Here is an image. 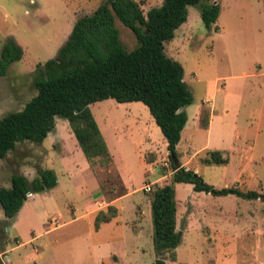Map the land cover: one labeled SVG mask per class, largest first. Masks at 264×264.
<instances>
[{"label": "rangeland", "instance_id": "rangeland-1", "mask_svg": "<svg viewBox=\"0 0 264 264\" xmlns=\"http://www.w3.org/2000/svg\"><path fill=\"white\" fill-rule=\"evenodd\" d=\"M133 1L146 13L159 7L163 0ZM104 2L0 0V51L8 39H13L23 51L21 60L0 77V119L20 111L36 95L33 86L36 66L55 58L75 22L91 15ZM202 3L218 4L217 30L204 28L200 5H195L188 8L187 21L175 32L174 39L164 45L166 56L178 63L173 71L182 74L193 96V103L186 108L191 118L189 129L176 147V154L181 163L186 162L187 168L215 189L238 186L264 194V0H204ZM115 25L125 50H133L137 45L133 34L118 21ZM204 102L213 105L216 111L209 134L193 126L195 114L198 115ZM89 109L112 158L107 165L102 163L105 159L96 158L91 166L100 186L99 193L88 171L90 164L63 119L55 120L54 130L41 144L17 143L0 160V188L9 189L14 175L34 179L38 168L54 171L58 183L48 195L29 200L34 215L29 221L20 222V237L22 243L34 236L37 238L7 254L14 264H96L91 257L87 221L66 222L73 215H82L100 194L109 199L115 190L120 195L124 187L138 189L159 179L152 186L155 189L170 181L167 176L172 174V168L160 137L152 139L157 152L150 150L143 154L152 167L144 165L139 155L137 143L141 142L145 116L150 118L145 107L147 115L140 112L141 107L106 100L91 104ZM223 109L226 113H222ZM219 150L225 151L226 165L202 164L208 152ZM189 186L177 187L178 199L187 191L193 192ZM151 195L152 192L142 190L137 193L143 199H150ZM200 195L201 199L196 202L206 207L207 216L204 214L201 221L186 222L185 227L189 229L176 252L177 262L168 264H264V203L251 202L257 214L250 218L246 212L252 227L240 234L237 228L230 225L226 228L219 214L220 207L234 206L229 197L223 201V197L218 199L203 192ZM129 202H123L125 218L129 216ZM0 212L3 216L1 209ZM50 223L64 225L46 232L52 228ZM4 224L1 230L4 229L10 241L8 247H14L15 232L9 223ZM141 243L146 251L137 256L132 252L133 243L128 242L129 262L122 264L154 263L153 242L145 238Z\"/></svg>", "mask_w": 264, "mask_h": 264}, {"label": "trees", "instance_id": "trees-1", "mask_svg": "<svg viewBox=\"0 0 264 264\" xmlns=\"http://www.w3.org/2000/svg\"><path fill=\"white\" fill-rule=\"evenodd\" d=\"M203 1L163 0L159 7L144 13L133 0H105L91 15L75 22L55 58L36 66L33 73L36 95L20 111L0 119V160L13 151L17 143L41 144L59 118L67 121L91 166L96 158L105 159L102 163L107 165L111 162L110 154L89 106L109 99L120 104L144 105L166 142L172 168L169 183L156 186L150 196L156 256L153 264H165L164 254L173 251L180 241L176 231V184H189L195 192L215 197L232 195L264 203V194L238 186L215 189L193 170L174 163L176 147L187 123L184 109L193 103V96L182 74L173 71L178 63L166 56L164 45L174 39L175 32L187 21L188 8L195 5H200L204 28L217 30L219 6L203 4ZM116 21L135 37L137 45L133 50L126 51L121 44ZM22 55L19 45L8 39L0 51V77H4ZM210 112L207 105H201L199 129L209 128ZM227 163L221 151L208 152V157L202 161L207 167ZM56 186L57 177L49 169L38 168L32 180L22 175L12 176L11 187L0 188V207L5 218L13 219L29 195L42 194ZM115 216L113 207L106 213L99 212L94 221L95 229Z\"/></svg>", "mask_w": 264, "mask_h": 264}, {"label": "crops", "instance_id": "crops-1", "mask_svg": "<svg viewBox=\"0 0 264 264\" xmlns=\"http://www.w3.org/2000/svg\"><path fill=\"white\" fill-rule=\"evenodd\" d=\"M205 103H208V102H204V104ZM123 104L141 107L142 110L140 112L142 114L147 115L144 110L145 106L144 105H143L144 107L140 106L141 103L132 102V103H123ZM208 107L210 108L211 112H210L209 128L206 130L207 134L211 132L214 126V123H215V118H216L215 107L213 105L208 106ZM186 108L184 109V111L187 115V123L181 132V138H180L178 145H180L183 134L187 131V129H189V125H190L189 123H190L191 118L189 117ZM223 112L226 113V110L224 111L223 109L222 113ZM198 116H199V113L198 115L195 114L196 123L193 125L194 128L196 126L198 127ZM138 131L140 132V129ZM49 135L47 136V138L49 137ZM140 136H141V142L137 144L139 146L138 152L141 157L142 163L144 165L146 164L152 167L151 166L152 164L147 163L144 160L143 154L146 151H150V150L157 152V149H154L152 145L154 144L152 143V139L154 137L156 136L160 137L161 140L164 142V145H166V142L163 139L159 128L155 125L151 116L150 118L149 116H145V124L141 130ZM104 140L107 145L106 139ZM219 151L225 153L224 150H219ZM167 153L168 152L166 150V154ZM177 162L181 167L189 169L186 167V162L181 163L178 157H177ZM88 171L91 173V176L94 178V181L96 184L95 189H97L99 193L100 186H99V183L95 175L93 174L91 165H89ZM167 177H169V180H170L171 173ZM120 181L123 185L122 180ZM158 182H159V179H156L155 181L148 183V184L154 185V184H157ZM145 185L146 184H144L141 188L133 189V190H127V188L125 187L121 188L119 191L120 195H117L116 194L117 190H115L113 196H110V198L112 197L111 199L110 198L105 199V197L100 194L98 196L99 198L96 199V201L92 203L93 205L89 206V208L87 207V209L84 212H82L83 213L82 215H80L79 217H75L72 214L73 219H70L68 222H66V223L75 222L76 220H79V219H85L87 221L88 233L90 234V243H91L90 244L91 257L93 261H95L96 264H122V262L128 263L129 261H128L127 245L129 241L133 243L134 245V247L132 248V252L135 251V255L137 256L143 255L144 252L146 251L143 243L141 242L145 238L147 239V241L149 239H151L152 241L153 226H152V218H151V199H143L142 196L137 197V193L140 190L143 191V188ZM181 185L183 184H176L174 186L175 198H176V231L178 232V234H180L179 235L180 241H179L178 246L173 251L166 252L164 254L163 257L165 259V264H168L169 262H177L176 252L178 251V248L182 243V239L184 235L186 234V230L189 229L188 226L185 227L186 222L195 221L196 219L201 221L204 214L205 216H207L206 207H204V205H199L196 202L197 199L198 200L201 199L202 196L200 195V193L202 192H195L193 190V186L190 185L188 189L192 188L193 192L187 191V194L185 196L182 195L181 199H178L177 197L178 188L177 187ZM54 189H52L51 191L42 193V194L29 195L27 200L24 202L23 206L21 207V209L19 210V212L13 219L5 218L4 214L2 216L0 212V237L3 238V239L0 238L1 239L0 240V261L2 264H7L8 262L9 264H14L13 261H10L8 259L7 254L11 253L12 251L24 245L25 243H28L29 241L36 240L37 238L36 236H34L30 240H27L26 242L22 243L21 237H20V232H19L20 222L22 220L29 221L30 219L33 218L31 217V215H34L32 213L34 211H33V208L31 207L29 200H31L32 198L36 199L43 195H48ZM226 197L230 198L229 202L233 203L234 206L229 207V208L225 206L220 207L222 211H220L219 214H221L222 218L224 219L223 222L226 228L230 225V227L239 229L240 230L239 233L241 234L242 230H246L247 227H252L251 221H248L246 217L247 216L246 212L250 214L251 216L250 218L254 217L253 216L254 214H257L256 208L252 207L251 205L252 201L256 202L257 200L247 201V200H242L232 195L225 196L221 199L224 201V198L226 199ZM217 198L219 199L220 197H217ZM126 200H130L129 205H128L129 216L127 218L123 217V214L125 213V204L123 202ZM109 207H113L114 209H116V216L113 219H111V221L109 222L101 223L99 227L95 229L94 221H95L97 214L99 212L106 213ZM243 207L244 209H247V207H249L250 210H247V211L245 210L244 212H242L240 208H243ZM252 208L253 210H251ZM149 214H150V219H149ZM3 222L9 223L10 228L15 232V235L13 237V240L15 243L14 247H10V248L8 247L10 241L4 229L1 230V228L5 226ZM63 225L64 223L61 225L50 223L49 226H51L52 228H50L46 232L56 230L57 228L62 227ZM234 233L235 235L239 234V233L236 234V232ZM153 252H154V248H153ZM172 257L174 258V260L171 259ZM155 259H156V256H155Z\"/></svg>", "mask_w": 264, "mask_h": 264}, {"label": "built area", "instance_id": "built-area-1", "mask_svg": "<svg viewBox=\"0 0 264 264\" xmlns=\"http://www.w3.org/2000/svg\"><path fill=\"white\" fill-rule=\"evenodd\" d=\"M152 186H153V185H151V184H146V185L144 186V188H143V191H144L145 193H150V192H152V190H153Z\"/></svg>", "mask_w": 264, "mask_h": 264}, {"label": "water", "instance_id": "water-1", "mask_svg": "<svg viewBox=\"0 0 264 264\" xmlns=\"http://www.w3.org/2000/svg\"><path fill=\"white\" fill-rule=\"evenodd\" d=\"M172 159H173V156H172ZM174 163H177V161L174 160ZM180 234H178V237H179Z\"/></svg>", "mask_w": 264, "mask_h": 264}]
</instances>
